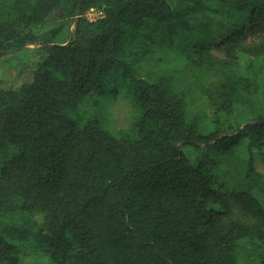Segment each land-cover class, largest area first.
Wrapping results in <instances>:
<instances>
[{"label": "trees", "instance_id": "trees-1", "mask_svg": "<svg viewBox=\"0 0 264 264\" xmlns=\"http://www.w3.org/2000/svg\"><path fill=\"white\" fill-rule=\"evenodd\" d=\"M30 44L0 264H264V0H0V57Z\"/></svg>", "mask_w": 264, "mask_h": 264}, {"label": "rangeland", "instance_id": "rangeland-1", "mask_svg": "<svg viewBox=\"0 0 264 264\" xmlns=\"http://www.w3.org/2000/svg\"><path fill=\"white\" fill-rule=\"evenodd\" d=\"M58 15V13H53L51 17L36 30V32L38 34H43L49 29L56 27L60 22ZM96 15H98L97 10H93L87 14L89 18H93ZM39 48V44H30L17 52L8 53L0 57V88L17 86L30 79L34 62L36 61V53ZM190 79L195 83L197 78L191 77ZM202 79L210 81L214 79V76L212 73H207L200 76V80ZM108 114L116 127L126 125L132 118L129 104L125 99H118L113 105L109 106ZM12 151L0 155L8 158L12 156ZM258 167L260 171L264 172V164L259 163Z\"/></svg>", "mask_w": 264, "mask_h": 264}, {"label": "built area", "instance_id": "built-area-1", "mask_svg": "<svg viewBox=\"0 0 264 264\" xmlns=\"http://www.w3.org/2000/svg\"><path fill=\"white\" fill-rule=\"evenodd\" d=\"M91 11H93V9H90L89 11H87L86 13H85V15L87 16V14H89ZM98 15H100V12H98ZM98 15H96V16H98ZM95 16V17H96ZM88 17V16H87ZM89 18V17H88ZM94 18V17H93Z\"/></svg>", "mask_w": 264, "mask_h": 264}]
</instances>
